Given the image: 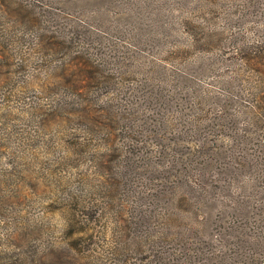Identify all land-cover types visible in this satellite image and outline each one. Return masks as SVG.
Returning a JSON list of instances; mask_svg holds the SVG:
<instances>
[{
  "label": "rangeland",
  "instance_id": "1",
  "mask_svg": "<svg viewBox=\"0 0 264 264\" xmlns=\"http://www.w3.org/2000/svg\"><path fill=\"white\" fill-rule=\"evenodd\" d=\"M49 34L54 37L48 44ZM71 49L91 69L94 83L79 99L60 105L56 98L64 84L76 79L61 66L63 51ZM263 53L264 0H0V264L152 260L145 249L136 254L133 233L125 227L132 202L126 199L118 209L122 202L116 200L107 211L89 208L100 204L110 176L142 192L138 197L147 205L156 194L152 189L167 184L175 193V167L158 159L156 137L127 127L133 121L129 112L152 114L148 101L158 87L190 97L197 91L212 115L220 105L221 115L236 119V86L256 80L252 67L264 71ZM100 107H112L113 116L126 108L128 116L118 122L108 117V127H99ZM174 115L181 118L180 112ZM227 121L200 153L208 187L199 200L202 214L223 220L207 233L216 264H236L241 155L236 129ZM86 124L97 132L88 133ZM134 134L137 149L127 151L124 137ZM128 152V176L119 178L120 157ZM103 154L106 164L99 166L93 157ZM156 204L174 209L165 196ZM166 239L160 244L170 246ZM260 255L264 261L263 250Z\"/></svg>",
  "mask_w": 264,
  "mask_h": 264
},
{
  "label": "trees",
  "instance_id": "2",
  "mask_svg": "<svg viewBox=\"0 0 264 264\" xmlns=\"http://www.w3.org/2000/svg\"><path fill=\"white\" fill-rule=\"evenodd\" d=\"M58 32L61 37V31ZM53 37L49 34L48 44ZM43 38L46 39V35ZM193 41L195 45L197 39ZM63 53L67 55L61 64L63 71H72L68 73L76 75V79L72 78L74 81L64 84V91H62L64 93L56 98L60 105H67L65 100L72 101L74 97L79 99L80 95L88 91V88L90 89V83H94L95 76L92 75L91 69L78 59L79 53L72 49L70 52L63 51ZM72 53H75L73 57ZM261 56L264 58V55ZM245 63L251 66L252 59L247 58ZM252 68L256 80L248 79L247 81L252 82L246 86L244 84L246 80H242L236 86V112L238 113L236 119L232 115H221L220 105L219 108L216 107L212 115L206 108V100L197 91L190 97L182 96L179 91L165 93L158 90V87L148 101V108L152 114L149 113L148 117L142 118L136 116L137 110L133 113L129 112L133 121L128 122L127 127L135 130L138 136L150 134L156 137L158 147L155 152L158 159L168 160V165L171 168L175 167L173 172L175 181L172 186L175 193L169 192L167 184L162 185L157 191L151 188L156 194L153 193L155 195L147 205L138 197L142 192H131V187L127 185L122 187V181L115 182L111 176L110 178L107 175L109 178L103 183L104 194L99 200L100 204L95 203L89 208L101 206V211H107L110 203L116 200L122 202L118 209L124 207V200L132 202L127 208L130 219L128 218L124 226L133 233L132 239H135L133 241L138 251L136 254L145 249L152 259L142 260L141 264H216L217 254L213 251L211 237H208L207 233L212 232L210 230L212 225L215 229L222 226L223 220L219 216V218H212V216L205 218L202 214L203 206L199 200L202 195L207 196L205 192L208 187L202 179L206 178V174L200 153L207 147L211 133L214 134L225 128V117L228 118L226 123L236 129V152L241 155L236 163V191L239 192L238 196V193L236 194V251L234 252L236 264H264L260 255V251H264V71L259 70L257 66ZM68 73L63 75L64 78L69 75ZM230 95L234 96L233 93ZM126 108L122 113L113 116L112 107L107 109L100 107L99 122L102 123L97 125L107 128L108 117L112 121L116 119L117 122L125 120L128 116V108ZM144 110L147 108L144 107L141 111ZM176 112H180L181 118L174 115ZM86 118L93 119L92 116H86ZM84 129L88 133L97 132L95 125L86 124ZM135 134L129 139L127 136L124 137L129 143L127 151L137 149L135 145L139 143V140L136 139L138 137ZM95 137L101 140L106 136H93V139ZM192 142H195V147L192 146ZM83 145L87 146V141ZM240 150H242L241 153ZM131 155L133 154L128 152L127 155L120 157L125 159L122 165L118 166L117 177L128 176ZM93 159L95 163H99V166L104 162L106 164L104 154ZM113 161L115 159H112L110 163ZM148 187L143 188V191L150 190ZM162 196H165V201L169 204H174L173 210H163L162 206L158 207L156 202L160 201ZM138 200L141 203H138ZM251 201L254 204L248 205ZM194 208L198 209L196 215ZM188 233L190 238H186ZM167 237L171 238L170 246L160 244L162 240H167ZM147 244H150L151 248Z\"/></svg>",
  "mask_w": 264,
  "mask_h": 264
}]
</instances>
